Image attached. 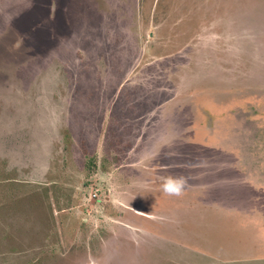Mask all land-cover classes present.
<instances>
[{
  "label": "rangeland",
  "instance_id": "obj_1",
  "mask_svg": "<svg viewBox=\"0 0 264 264\" xmlns=\"http://www.w3.org/2000/svg\"><path fill=\"white\" fill-rule=\"evenodd\" d=\"M0 264H264V0H0Z\"/></svg>",
  "mask_w": 264,
  "mask_h": 264
},
{
  "label": "clouds",
  "instance_id": "obj_2",
  "mask_svg": "<svg viewBox=\"0 0 264 264\" xmlns=\"http://www.w3.org/2000/svg\"><path fill=\"white\" fill-rule=\"evenodd\" d=\"M187 182V178L183 175H168L162 177L160 185L161 191L169 196H180L182 195Z\"/></svg>",
  "mask_w": 264,
  "mask_h": 264
}]
</instances>
